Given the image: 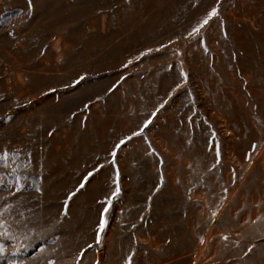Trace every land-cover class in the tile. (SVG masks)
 <instances>
[{
    "label": "rangeland",
    "instance_id": "1",
    "mask_svg": "<svg viewBox=\"0 0 264 264\" xmlns=\"http://www.w3.org/2000/svg\"><path fill=\"white\" fill-rule=\"evenodd\" d=\"M4 151L0 264H264V0H0Z\"/></svg>",
    "mask_w": 264,
    "mask_h": 264
},
{
    "label": "snow or ice",
    "instance_id": "2",
    "mask_svg": "<svg viewBox=\"0 0 264 264\" xmlns=\"http://www.w3.org/2000/svg\"><path fill=\"white\" fill-rule=\"evenodd\" d=\"M218 16V9L216 7L212 8L211 11L209 12L207 18H205L200 25H198L196 28L193 29V33H190V35L192 34H198L200 29L206 25L209 20H211L213 17H216ZM151 51V50H149ZM141 55H145V53H142ZM129 63H131V61H129ZM126 67V66H125ZM81 80L83 79V77L80 78ZM79 81H77L78 83ZM179 87V86H178ZM150 123V122H149ZM134 135H139V133H135ZM214 135V134H213ZM130 139V138H129ZM121 144H124L125 141H121L120 142ZM120 145H117V148H119ZM253 148H255V145L253 146ZM115 152L112 153L113 157H115ZM216 154L217 156H219V149L217 147L216 149ZM9 158V153L7 151H4L2 154H0V162H7ZM217 163H219V160H217ZM213 167H215V165H213ZM93 173H89L88 176H92ZM118 175V174H117ZM88 177H85V181H87ZM84 187V184L81 183L80 185V188H83ZM77 191H79V188L77 189ZM119 185H118V180L116 181V190L112 193V197L115 198L118 194H119ZM76 193L73 192V193H70L69 194V199H71L72 196H74ZM111 203H112V200L111 199H108L107 200V204L108 206L105 207L103 209V213L101 215V219H100V223L98 224V228H97V243L99 242V239H100V233H102L107 225V219H106V214L108 213L109 211V207L111 206ZM65 204H67V201H65ZM213 216H215V213H213ZM257 219H261L260 217H258ZM0 227H2V225H0ZM222 239L223 240H228L229 237L228 236H222ZM201 242H203V239L201 238ZM89 247H91V245H89ZM249 251H251V249H249ZM4 252V249L3 247H0V254H2ZM247 254V253H245ZM131 261V257H129V262ZM49 264H53V262H49Z\"/></svg>",
    "mask_w": 264,
    "mask_h": 264
}]
</instances>
